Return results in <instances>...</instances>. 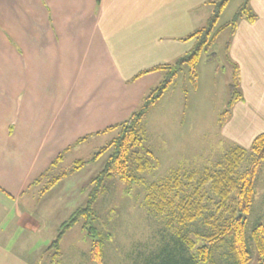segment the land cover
<instances>
[{"label":"crops","instance_id":"0c3cea01","mask_svg":"<svg viewBox=\"0 0 264 264\" xmlns=\"http://www.w3.org/2000/svg\"><path fill=\"white\" fill-rule=\"evenodd\" d=\"M249 5L257 18L237 22L228 51L239 67L242 100L219 128L242 147L264 131V0ZM208 6L209 0H0V264L36 263L41 252L32 256L30 241L42 225L19 200L64 173L54 174L67 156L76 154L73 165L82 160L77 153L139 107L162 73L131 79L188 52L211 9L197 12Z\"/></svg>","mask_w":264,"mask_h":264},{"label":"rangeland","instance_id":"374dc122","mask_svg":"<svg viewBox=\"0 0 264 264\" xmlns=\"http://www.w3.org/2000/svg\"><path fill=\"white\" fill-rule=\"evenodd\" d=\"M243 1L229 0L214 29L228 24ZM205 9L210 12L212 6L202 8L197 14L201 15ZM204 25L205 22L198 26ZM229 31L228 28L220 31L207 50L201 53L195 66L194 81L189 67L184 66L161 100L147 112L143 120V144L138 150L141 153L145 149L151 150L156 168L138 174V180L131 185L122 182L117 176L105 181V190L93 206L97 214L93 225L99 230L104 243L99 261L91 259L93 240L83 228V220L63 234L59 245L60 257L54 258L53 249L45 250L55 239L60 225L77 208L84 206L89 180L102 169L108 153L89 163L78 174L68 176L46 199L38 198L50 177L33 185L19 200L26 213L42 225L40 234L31 236L30 241L32 256L35 251L41 252L35 264L159 263L157 256L162 248L160 245L171 233L165 226L164 217L150 214L144 207L147 187L153 182L162 181L177 168L202 170L205 166H212L230 147L237 145L222 135L217 122L228 102L229 84L232 81L233 66L226 54ZM116 136V131L99 136L94 143L89 144V148L77 154L82 160H90L100 147ZM75 158V153L67 156L54 174L72 169ZM246 165L244 162L240 170ZM61 202H64L62 206L59 205ZM246 219L248 237L252 228L264 219V161L257 170L253 204ZM195 225L188 227V236L194 240L193 233L198 228L203 230L201 223ZM200 244L202 242H197V245ZM248 249L250 259L247 264H258V254L250 242ZM214 253V260L208 264H232L227 244L215 247Z\"/></svg>","mask_w":264,"mask_h":264},{"label":"trees","instance_id":"16d2710c","mask_svg":"<svg viewBox=\"0 0 264 264\" xmlns=\"http://www.w3.org/2000/svg\"><path fill=\"white\" fill-rule=\"evenodd\" d=\"M228 1L209 0L212 10L205 25L193 31L191 38L194 44L188 52L172 63L142 71L131 79L135 80L150 72L162 73L160 82L148 91L139 107L128 118L104 131L115 130L117 136L100 148L91 161L78 160L72 169L47 182L42 192L50 190L64 177L80 170L88 162L96 161L108 153L102 169L88 183L84 206L77 208L60 225L55 239L45 250L53 249L54 258L60 257L59 245L63 234L83 220V228L93 240L91 259L100 260L104 243L99 230L93 225L97 219L93 206L105 190V181L117 176L122 182L131 185L138 180V174L157 166L151 150L145 149L143 153L138 150L143 144V120L147 112L161 100L184 66L189 67L192 80L196 79L195 66L201 53L207 50L220 31L227 28L230 30V40L226 44V54L230 61L228 51L237 22L244 19L253 23L257 18L250 8V0H244L233 19L215 30L217 20ZM231 64L233 71L229 84L230 96L226 107L217 118L220 129L229 119L234 104L242 100L239 67L234 62ZM85 139L86 137L80 139L77 144ZM62 157L63 153L51 163L41 178H46ZM263 161L264 131L252 140L248 148L239 145L230 147L212 166H205L202 170L177 168L162 181L151 183L144 196V207L150 214L164 217L165 226L171 233L160 245L162 248L157 256L159 263L156 264H208L214 260V248L222 244H227L232 264H247L250 259L249 242L256 249L258 264H264V219L252 228L248 237L246 235V217L253 204L254 182ZM244 162L247 165L240 170ZM198 223H201L203 230L198 228L193 233L194 240L188 236V227H194ZM197 242L202 244L197 245Z\"/></svg>","mask_w":264,"mask_h":264}]
</instances>
